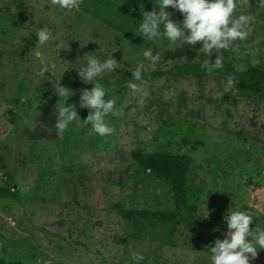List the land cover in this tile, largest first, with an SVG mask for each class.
<instances>
[{"label":"rangeland","instance_id":"obj_1","mask_svg":"<svg viewBox=\"0 0 264 264\" xmlns=\"http://www.w3.org/2000/svg\"><path fill=\"white\" fill-rule=\"evenodd\" d=\"M156 2L78 0L66 10L51 0H0V186L18 191L16 201L0 198L3 264H133V252L143 253L140 264H208L207 248L228 231L229 209L255 213L250 229L264 227V98L224 92L221 75L169 73L175 64L205 56L200 42L168 47L162 37L148 41L135 34L142 11H158ZM248 3L254 19L247 39L222 50L237 70L264 68V10L258 0ZM165 10L182 20L178 11ZM43 27L53 39L41 45L36 31ZM145 48L162 53L155 66L144 59ZM90 53L101 60L111 53L122 65L96 80L105 99L122 109L119 117H106L114 131L105 137L84 125L88 110L77 103L80 90L93 86L76 75ZM41 58L50 66L47 81L37 76ZM141 62L143 84L131 76ZM156 71L165 74L152 75ZM57 82L73 90L65 105L76 104L81 120L54 140L29 139L44 108L62 104V97L43 90ZM135 150L190 157L189 204L205 217V203V224L118 214L116 204L175 209L169 182L132 161ZM250 264H264V250Z\"/></svg>","mask_w":264,"mask_h":264},{"label":"clouds","instance_id":"obj_2","mask_svg":"<svg viewBox=\"0 0 264 264\" xmlns=\"http://www.w3.org/2000/svg\"><path fill=\"white\" fill-rule=\"evenodd\" d=\"M243 0H157V10L142 11V19L135 25V34L143 39L154 41L159 38L165 39L168 47L176 44L180 46L187 44L192 47L200 42L199 51L204 54L205 59L201 68L208 73L223 66V51L235 50L236 41L247 39L251 31V23L254 19L252 13L247 11L248 0L244 10L237 13ZM53 5L62 9L71 10L77 7L78 0H51ZM178 11L182 20L177 23L170 19V13L165 9ZM258 9L264 10V0H258ZM36 38L43 45L53 39L52 32L47 28H38ZM215 51L214 59H210ZM145 60L155 66L160 60L162 53H153L151 48H145L142 53ZM85 62L76 69V75L84 84L91 83L93 86L84 88L79 92L78 106L87 109L88 114L82 120L84 125H90L91 131L100 137L111 135L114 131L106 122L109 115L119 117L122 109H118L114 99H105L106 90L104 86L96 82L97 78L104 73H112L114 69L122 65L112 57L111 53L106 59H99L90 54L83 55ZM41 67L37 76L41 80H48L45 73H50V66L45 58L40 60ZM144 64L141 62L131 76L135 81L144 83ZM238 81L229 75L223 85V91L235 90ZM134 90L139 91L136 84H130ZM54 93L63 98L62 104L57 109L55 129L58 136H63L69 125L79 118L76 104L65 105V101L73 95V90L59 82L54 84ZM143 103V96L139 99ZM80 119V118H79ZM81 120V119H80ZM205 217L208 212L205 210ZM255 213L246 210H228L224 217L227 230L223 239L216 238L208 249V264H250L257 256L258 250H264V227H249ZM133 264H140L144 260L141 252L131 254Z\"/></svg>","mask_w":264,"mask_h":264},{"label":"trees","instance_id":"obj_3","mask_svg":"<svg viewBox=\"0 0 264 264\" xmlns=\"http://www.w3.org/2000/svg\"><path fill=\"white\" fill-rule=\"evenodd\" d=\"M202 61H185L175 64L168 72L171 74L186 73L196 78L221 75L227 78L232 75L238 84L235 85L236 97L246 94H256L259 98H264V68L251 65L244 70L234 69L231 64L223 60V66L208 73L201 68ZM165 72L156 71L152 75H163ZM45 95H56L54 86L47 84L43 87ZM57 118V107L54 103H49L42 113L38 115L37 125L29 129L27 137L32 140H54L58 137L55 129ZM130 158L141 168L154 172L157 176L167 180L170 184L171 195L175 209L171 210H147L123 208L119 204L113 206L118 214L127 220L149 219L157 221L176 222L182 221L188 226L200 225L206 222V218L197 214L195 208L189 204L187 195L188 185L186 175L189 168L190 157L185 154H170L167 152H143L135 150L130 152ZM0 198L18 200V191L15 186H0ZM0 239L2 236L0 235ZM0 264H3L0 262ZM7 264H21L9 262Z\"/></svg>","mask_w":264,"mask_h":264}]
</instances>
